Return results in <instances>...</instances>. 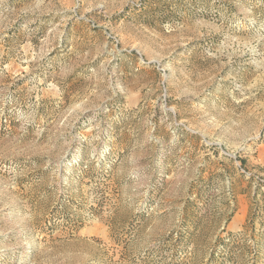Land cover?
I'll use <instances>...</instances> for the list:
<instances>
[{"label": "rangeland", "instance_id": "rangeland-1", "mask_svg": "<svg viewBox=\"0 0 264 264\" xmlns=\"http://www.w3.org/2000/svg\"><path fill=\"white\" fill-rule=\"evenodd\" d=\"M0 264H264V0H0Z\"/></svg>", "mask_w": 264, "mask_h": 264}]
</instances>
